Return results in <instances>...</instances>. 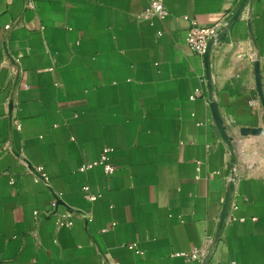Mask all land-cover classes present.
I'll return each mask as SVG.
<instances>
[{
  "label": "crops",
  "instance_id": "0c3cea01",
  "mask_svg": "<svg viewBox=\"0 0 264 264\" xmlns=\"http://www.w3.org/2000/svg\"><path fill=\"white\" fill-rule=\"evenodd\" d=\"M151 1L0 0V264H264V0Z\"/></svg>",
  "mask_w": 264,
  "mask_h": 264
},
{
  "label": "built area",
  "instance_id": "2783aa9c",
  "mask_svg": "<svg viewBox=\"0 0 264 264\" xmlns=\"http://www.w3.org/2000/svg\"><path fill=\"white\" fill-rule=\"evenodd\" d=\"M28 6L33 7L35 0H27ZM145 12L149 15L157 16L161 19H165L169 15V9L166 4V0H152L149 7L146 8ZM11 26L8 24L6 25V28H10ZM222 25L221 24H214V25H199L196 22H192L191 27L189 28L188 35L186 37L187 44L189 47L196 52L197 54H200L201 56H204L205 50L207 47V44L211 38H214L218 35V33L221 31ZM111 150V148H105L104 152L101 156V159L96 162H91L88 164H85L81 166V170H86L87 168L92 167L95 164L102 163L105 166L106 171L111 174L114 172L115 167L113 164L108 162V153ZM35 176L37 179H42L45 182L48 180V174L44 171L42 167H37L36 170H33ZM84 191L87 194V197L90 199H96L97 195L91 194L89 192V187L85 186ZM59 201V196L55 195L53 205H57ZM38 213V212H36ZM71 216V212L68 213V217ZM64 223L63 221L61 224ZM66 223L69 225L71 224L70 220H67ZM192 257H196V253H193L191 255Z\"/></svg>",
  "mask_w": 264,
  "mask_h": 264
},
{
  "label": "water",
  "instance_id": "95a60500",
  "mask_svg": "<svg viewBox=\"0 0 264 264\" xmlns=\"http://www.w3.org/2000/svg\"><path fill=\"white\" fill-rule=\"evenodd\" d=\"M248 1L249 0H243L242 1L238 11L236 12V14L229 21L230 25H232L236 21V19L238 18V16L242 12L243 8L248 3ZM228 28L229 27H223L216 37L211 38L209 40V42L207 44V47H206V50H205L204 60H205V66H206V77H207L208 85H209L210 89L212 88V74H211V65H210V58H211L212 48L217 42H220L222 40V38L226 35V33L228 31ZM258 65L259 64H257V67H256V74H257V80H258V83H259L260 82V75H259ZM259 88L261 90V86H259ZM211 107H212V111H213V115H214L216 124H217V126L219 128V131H220L222 137L224 138V140L227 142V144L229 146V149H230V152H231V162H232V164H234V162H235V153H234V146L232 144V138L228 135V133L226 131V127L224 126V121L221 118L220 112L218 110L217 102L212 100L211 101ZM232 192H233V185L231 184L230 187H229V190H228V196L226 198V202H225V205H224V210L222 212V216H221L220 222H219L218 235H217L218 237L222 233V230H223V227H224V224H225L228 208H229L230 201H231Z\"/></svg>",
  "mask_w": 264,
  "mask_h": 264
}]
</instances>
